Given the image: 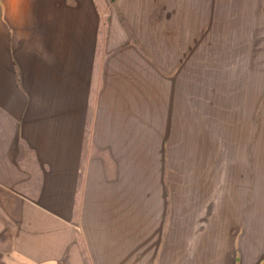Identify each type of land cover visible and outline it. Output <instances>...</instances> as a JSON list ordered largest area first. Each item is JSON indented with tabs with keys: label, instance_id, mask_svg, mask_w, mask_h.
Returning <instances> with one entry per match:
<instances>
[{
	"label": "crops",
	"instance_id": "1",
	"mask_svg": "<svg viewBox=\"0 0 264 264\" xmlns=\"http://www.w3.org/2000/svg\"><path fill=\"white\" fill-rule=\"evenodd\" d=\"M263 13L0 0V264H264Z\"/></svg>",
	"mask_w": 264,
	"mask_h": 264
},
{
	"label": "rangeland",
	"instance_id": "2",
	"mask_svg": "<svg viewBox=\"0 0 264 264\" xmlns=\"http://www.w3.org/2000/svg\"><path fill=\"white\" fill-rule=\"evenodd\" d=\"M219 12H221L219 10ZM263 19L262 21L256 22L254 29H255V36L254 40L256 43V51L258 50L255 54V66H256V71H257V66L259 65V62H257V57L261 58V63H260V68H261V77H258V74L256 73L255 76V85H247V95H246V108L249 109L251 104L253 103L254 99L257 97V89H258V78L260 81V88H261V109H262V115H261V120H262V140L264 141V13H263ZM245 29V28H244ZM248 32V31H247ZM245 41H249L251 37H245L243 38ZM254 62H252L253 64ZM154 136L151 134V139L153 140ZM135 233L138 232L140 235L141 230H134ZM135 260H140L141 259V250L142 246L141 245H135Z\"/></svg>",
	"mask_w": 264,
	"mask_h": 264
}]
</instances>
